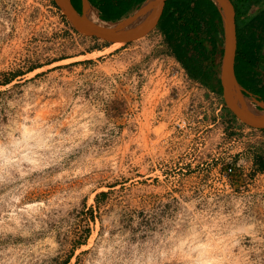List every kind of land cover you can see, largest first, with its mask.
<instances>
[{"label":"rangeland","instance_id":"1","mask_svg":"<svg viewBox=\"0 0 264 264\" xmlns=\"http://www.w3.org/2000/svg\"><path fill=\"white\" fill-rule=\"evenodd\" d=\"M70 27L0 0V264H264V139L161 33ZM229 159L257 174L218 177Z\"/></svg>","mask_w":264,"mask_h":264},{"label":"trees","instance_id":"2","mask_svg":"<svg viewBox=\"0 0 264 264\" xmlns=\"http://www.w3.org/2000/svg\"><path fill=\"white\" fill-rule=\"evenodd\" d=\"M143 1L89 0L99 10L100 19L112 22L132 13ZM231 1L235 8L237 35L235 76L245 91L264 102V5L251 14L250 7L259 0ZM71 2L73 4V0ZM80 6L75 8L80 11ZM63 21L68 24L64 18ZM219 33L222 34L221 15L213 0H168L167 18L161 34L172 55L190 79L206 87L214 85L221 93L219 62L215 60V56H221L223 52L219 47Z\"/></svg>","mask_w":264,"mask_h":264},{"label":"water","instance_id":"3","mask_svg":"<svg viewBox=\"0 0 264 264\" xmlns=\"http://www.w3.org/2000/svg\"><path fill=\"white\" fill-rule=\"evenodd\" d=\"M148 0H144L131 14L117 21L127 19L141 10ZM219 9L222 22V55L220 56L218 80L221 88L225 108L231 117L248 133L264 139V124L243 115L235 100V92L250 98L257 109H264V102L259 100L238 83L235 70V54L237 46L235 8L231 0H213ZM57 8L64 20L78 33L94 37L108 44L120 43L122 46L135 45L145 42L160 34L165 24L168 11V0H154L155 14L140 26L124 28L116 26L114 22L93 21L86 14V7L90 6L88 0H81L82 9L78 11L71 0H50ZM98 15V14H97Z\"/></svg>","mask_w":264,"mask_h":264},{"label":"bare ground","instance_id":"4","mask_svg":"<svg viewBox=\"0 0 264 264\" xmlns=\"http://www.w3.org/2000/svg\"><path fill=\"white\" fill-rule=\"evenodd\" d=\"M153 1L154 0H148L141 10L131 15L129 18L123 19L115 23V25L124 28H133L136 26H140L143 22H145L147 19L151 18L155 14L156 7H153ZM86 14H88L91 20L99 21L96 12L90 6L86 7ZM235 100L243 115L250 117L254 121L264 124V109L261 111L257 110L250 98H247L245 96L241 97L238 92H235Z\"/></svg>","mask_w":264,"mask_h":264},{"label":"built area","instance_id":"5","mask_svg":"<svg viewBox=\"0 0 264 264\" xmlns=\"http://www.w3.org/2000/svg\"><path fill=\"white\" fill-rule=\"evenodd\" d=\"M246 133H248L246 131ZM251 135V134H250ZM239 161V162H238ZM254 160H246L241 162L240 160H230L223 166V169L221 167H219V170L217 172V176L218 177H227L229 178V176H233L236 177L240 174V172H245L244 166H248V167H252V171L255 173L256 170H254L253 167L257 168V166L255 165V163L253 162ZM236 171H238L239 173H237ZM264 172V171H263ZM257 174V172H256ZM262 176H264V173H261ZM243 181L246 182V173H243ZM221 178V179H223ZM223 181H225V179H223Z\"/></svg>","mask_w":264,"mask_h":264},{"label":"crops","instance_id":"6","mask_svg":"<svg viewBox=\"0 0 264 264\" xmlns=\"http://www.w3.org/2000/svg\"><path fill=\"white\" fill-rule=\"evenodd\" d=\"M234 1H236V2L238 1V2H239V0H234ZM88 2H89V0H88ZM80 3H81V6H80V8L82 9V2H81V0H80ZM232 3H233V2H232ZM73 4H74V3H73ZM89 5H90V7H91V8H93V9H94V11L96 12V15H97V14L99 15V10L97 9V7H95V6L91 5V3H90V2H89ZM75 6H76V5H75ZM75 6H74V7H75ZM258 10H259V9H258ZM258 10H257V11H258ZM257 11H256V12H257ZM137 12H138V11H137ZM137 12H136V13H137ZM107 13H108V12H107ZM109 14H111V13H109ZM130 14H131V13H130ZM98 15H97V18H98V20H99V21H101V20L99 19V16H98ZM111 15H112V14H111ZM128 15H129V14H128ZM128 15H126V16H128ZM126 16H125V17H126ZM125 17H122V18H125ZM122 18H121V19H122ZM120 21H121V20H120ZM108 22H112V21H108ZM117 22H119V21H117ZM219 35H221V36H222V34H220V33L218 34V36H219ZM219 47H221V45H220V44H219ZM263 51H264V50H263ZM262 68L264 69V65H263V67H262ZM263 81H264V72H263ZM256 97H257V96H256ZM257 98H258V97H257ZM258 99H259V98H258ZM259 100H260V99H259ZM258 110H260V111H261V110H263V109H258Z\"/></svg>","mask_w":264,"mask_h":264},{"label":"flooded vegetation","instance_id":"7","mask_svg":"<svg viewBox=\"0 0 264 264\" xmlns=\"http://www.w3.org/2000/svg\"><path fill=\"white\" fill-rule=\"evenodd\" d=\"M75 5V4H74ZM76 7V6H75ZM80 11H81V8H80Z\"/></svg>","mask_w":264,"mask_h":264}]
</instances>
